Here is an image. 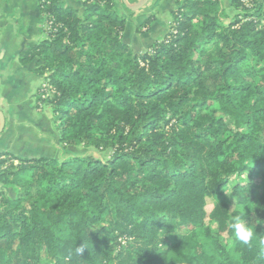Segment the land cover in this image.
Segmentation results:
<instances>
[{"label": "trees", "instance_id": "trees-1", "mask_svg": "<svg viewBox=\"0 0 264 264\" xmlns=\"http://www.w3.org/2000/svg\"><path fill=\"white\" fill-rule=\"evenodd\" d=\"M83 2L40 0L47 36L19 59L55 88L37 102L59 144L87 151H0L18 190H0V264H264V0H233L229 23L221 0H175L142 52L117 0ZM225 190L252 204L256 235L235 255Z\"/></svg>", "mask_w": 264, "mask_h": 264}, {"label": "crops", "instance_id": "crops-1", "mask_svg": "<svg viewBox=\"0 0 264 264\" xmlns=\"http://www.w3.org/2000/svg\"><path fill=\"white\" fill-rule=\"evenodd\" d=\"M61 1L83 13V0ZM39 4L40 0H7L0 5V109L5 117V129L0 134V151L20 156L60 158V154L54 153L60 145L52 127L51 115L37 109L36 94L43 78L34 72V62H19L22 51L39 43L42 36H47L46 29L40 33L37 26L42 18ZM135 51L142 52L143 49ZM39 133L43 137L38 138ZM52 138L56 139L58 145L52 154H47L42 147L46 149Z\"/></svg>", "mask_w": 264, "mask_h": 264}, {"label": "rangeland", "instance_id": "rangeland-1", "mask_svg": "<svg viewBox=\"0 0 264 264\" xmlns=\"http://www.w3.org/2000/svg\"><path fill=\"white\" fill-rule=\"evenodd\" d=\"M5 1L7 2V0H0V5H2ZM141 1L142 0H126V1L117 0V8H118L119 14L125 17L127 20V28L125 32L122 34V39L126 42L129 41L133 45L132 47L134 50L143 49L144 51L146 50V48L147 49L149 48L151 43H153L156 40V38L163 37L170 30L169 27L173 20V15L171 14V12H172V8L175 9V0H150L145 6H143L140 9L135 10L132 8L134 7V5L139 4ZM221 1H222L223 11L226 14V16L222 14L224 15L222 18L225 23H229L238 13L239 8L235 6V4L233 3V0H221ZM249 1L251 0H248V2ZM251 6H252V3L249 4V7ZM82 7L84 8V2H83ZM145 16L146 18L145 20H143V17ZM147 17L151 18V21H152L151 25L150 24L145 25L144 22L146 21ZM37 26H38L40 33L46 29V18L43 15H42V18H40V20L38 21ZM44 38H45V35L42 36L40 40H43ZM19 62H20V59H19ZM33 62L35 64V61H31L26 64H30ZM34 70H35V66H34ZM42 78L43 79L40 82V85H39L40 88L38 90V94L42 99H45L47 97L46 95V93L48 92L47 90L51 89V92H53L55 91V88L48 81H46L43 76ZM38 94H36V104L38 107L37 109L44 111L43 113L45 115H51V118H52L51 108L48 105L44 104L43 101L38 100L39 102H37ZM43 95H46V96L43 97ZM39 136L43 137V135H41L40 133L37 135V137L39 138ZM56 144H57L56 139L52 138L51 144L49 140V143L47 144L48 146H46V149L45 147H42V146L41 147L45 150L47 154H52L51 152L54 151V149L56 148ZM50 145L51 147H49ZM57 149L59 152L57 151ZM57 149L54 153L55 154L58 153L57 155L60 154L61 159L64 157L70 156L72 154H75V155L84 154L87 151V149L83 148L82 146L81 147L79 146L78 147H65L64 145H60V147ZM103 157L105 158V155ZM3 159H5V156H3ZM10 164L11 162L7 161L3 168L5 169ZM15 164H17L16 161H15ZM253 182H254V187L257 189L256 192L260 194L262 190H261V187L259 186V182H260L259 176H256ZM0 190L7 191L9 195H11L12 197H16L18 193V190H15L13 186H6V185H3L1 182H0ZM225 196L228 197L230 201L231 217L237 214H240L245 217L247 212L250 211L252 204L242 205V204L237 203L236 200L229 195L227 190H225ZM220 198L221 196H218V198H215V199H212V198L208 199V204H207L208 212L212 210L215 203ZM212 226L214 230H217L218 228L217 223L212 222ZM222 240H223V243L226 245V247L235 255V252L233 251L234 236L225 232V233H222Z\"/></svg>", "mask_w": 264, "mask_h": 264}, {"label": "clouds", "instance_id": "clouds-1", "mask_svg": "<svg viewBox=\"0 0 264 264\" xmlns=\"http://www.w3.org/2000/svg\"><path fill=\"white\" fill-rule=\"evenodd\" d=\"M229 227L234 235L235 241L244 245L250 244L256 235V233L253 231L252 224L249 223L247 218L240 214L234 215L232 217ZM259 243L264 245V239H261ZM82 250V248L78 249V251Z\"/></svg>", "mask_w": 264, "mask_h": 264}, {"label": "water", "instance_id": "water-1", "mask_svg": "<svg viewBox=\"0 0 264 264\" xmlns=\"http://www.w3.org/2000/svg\"><path fill=\"white\" fill-rule=\"evenodd\" d=\"M149 1L150 0H142L139 4L134 5V7H132V8L135 9V10L136 9H140L143 6H145ZM4 128H5V117H4V114H3L2 110L0 109V134L3 132Z\"/></svg>", "mask_w": 264, "mask_h": 264}, {"label": "built area", "instance_id": "built-area-1", "mask_svg": "<svg viewBox=\"0 0 264 264\" xmlns=\"http://www.w3.org/2000/svg\"><path fill=\"white\" fill-rule=\"evenodd\" d=\"M243 2H244V4H245L247 7H249V4L251 3V1L248 2V0H243ZM47 91H48V92L46 93V95H48V94L51 92V89H50V90H47ZM46 95H43V97L46 96Z\"/></svg>", "mask_w": 264, "mask_h": 264}]
</instances>
